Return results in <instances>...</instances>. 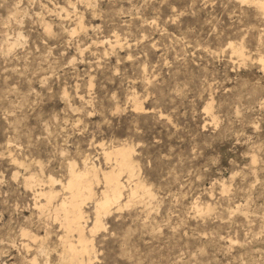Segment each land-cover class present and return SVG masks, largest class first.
Returning <instances> with one entry per match:
<instances>
[{"label": "rangeland", "instance_id": "obj_1", "mask_svg": "<svg viewBox=\"0 0 264 264\" xmlns=\"http://www.w3.org/2000/svg\"><path fill=\"white\" fill-rule=\"evenodd\" d=\"M68 1L93 25L87 33L60 29L74 22ZM91 2L0 0L1 259L25 264L21 224L44 234L31 192L12 178L7 140L32 171L40 172V161L58 179L85 153L105 167L99 142L126 141L155 197L149 208L138 203L104 219L95 264H264L258 12L236 0ZM57 5L68 8L67 20L45 7ZM113 31L122 47L89 46ZM230 40L245 45L244 61L231 53ZM133 92L144 109L134 108ZM50 229L51 242L59 228Z\"/></svg>", "mask_w": 264, "mask_h": 264}, {"label": "bare ground", "instance_id": "obj_2", "mask_svg": "<svg viewBox=\"0 0 264 264\" xmlns=\"http://www.w3.org/2000/svg\"><path fill=\"white\" fill-rule=\"evenodd\" d=\"M236 1L241 5L255 8L264 22V0ZM80 2L92 3L91 0ZM67 3L73 6L75 18L71 25L61 26L63 32L71 36L77 32L87 33L93 28L92 24H86L83 16L76 12L74 2ZM45 7L51 12L57 11L61 21L67 20L70 16L68 8L64 5H57L54 9ZM42 22L46 32H52L51 23L43 18ZM20 37L21 35L17 36L16 42H19ZM89 43V46L98 50L101 46H108L110 49L122 47L126 42H123L117 31H113L112 35L92 38ZM226 44L232 54L243 61L246 59L247 50L242 42L230 40ZM78 49L82 51V46H78ZM258 61L264 68V55L260 54ZM131 95L134 108L144 109L141 103H138L136 93L133 92ZM76 97L84 103L88 102L79 92H76ZM206 110L212 114L210 104L206 106ZM212 116L214 118L213 114ZM99 145L105 167L96 163L91 154L85 153L82 154L79 166L75 160L68 161L65 177L58 179L50 171L45 173L40 161H36L40 172L32 171L30 163L21 155V151L17 152V146L10 140L6 141L4 154L13 167L12 178L15 180L21 178L24 188L31 192L32 207L37 212V220L44 225L42 235L26 222L18 227L20 246L24 250V254L20 255L25 264H40L38 255H43L45 257L43 264H48L52 254L55 255V264H95L97 262L95 238L100 230L105 228L104 219L113 212L138 203L149 208L155 194L140 177V166L134 156V146L126 141H119L107 147L103 142H99ZM88 203L92 204L90 212L87 210ZM52 224L59 229L54 235L55 240L50 242ZM0 264H7L1 259V255Z\"/></svg>", "mask_w": 264, "mask_h": 264}]
</instances>
